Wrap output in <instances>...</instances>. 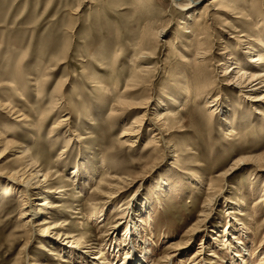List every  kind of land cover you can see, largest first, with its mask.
<instances>
[{"label": "rangeland", "instance_id": "374dc122", "mask_svg": "<svg viewBox=\"0 0 264 264\" xmlns=\"http://www.w3.org/2000/svg\"><path fill=\"white\" fill-rule=\"evenodd\" d=\"M209 1L199 0L195 14L183 20L186 12L172 6V0H0V138L13 144L0 159V190L8 182L5 168L14 165L21 148H28L54 178L69 180L63 194L52 191L46 201L61 206L62 218L74 234L66 246L60 244L63 238L31 239L19 218L17 194L0 191V264H89L79 254L92 243L93 256L100 254V259L106 256V261L119 263L123 247L119 246L116 256L102 241L121 238L127 224L122 219L130 214L142 224L140 239L148 244L144 254L149 249L147 256L154 264H166L169 244L182 241L187 242L171 255V264L224 261L226 249L213 240L222 239L226 229L240 223L248 229L242 240L253 254L252 262L263 256L264 225L258 226L264 222V206L259 203L264 170L253 180V173H248L254 170L252 163L228 169L235 160L264 154V116L241 103L238 90L223 83V66L218 65L230 54L256 66L246 58L252 55L244 53L245 42L237 43L240 34L230 29L248 34L262 30L264 36V26L260 27L264 0H237L244 1L247 12L232 4L227 9L229 18L216 15L207 20L208 27L199 29L200 37L194 38L186 28L205 14ZM208 10L211 15L213 11ZM181 21L188 22L185 30ZM199 43L210 51L205 78L196 75L190 64L187 74H182L184 58L192 63ZM142 67L150 72L137 89L128 85L131 92L126 101L149 98L147 118L162 103L163 112L173 114L169 119L182 124L164 134L174 153L157 143L162 150H156L154 163L147 169L148 155L154 150L146 148L153 141V127H141L137 140L128 137L136 140L132 148L118 145L121 131L143 116L145 109L113 115L118 89H124ZM202 83L212 91L209 98L215 97L223 110H229L224 117L232 123L230 127L216 112L209 121L213 109L206 110L204 105L210 100L195 98L194 87ZM59 98L66 102L62 110L51 103ZM64 118L67 121L62 122ZM82 160L90 176L81 170L74 181L72 170ZM124 174L131 181H125L104 204L92 205V194L103 178L100 186ZM153 180L157 187L151 186ZM239 198L243 205L237 210L233 204ZM142 199L149 205L143 215L137 204ZM16 238L20 242L12 241ZM25 238L31 242L28 260L19 253ZM81 238L84 241L76 246ZM69 249L75 251L70 257ZM61 258L68 263H61Z\"/></svg>", "mask_w": 264, "mask_h": 264}, {"label": "bare ground", "instance_id": "6f19581e", "mask_svg": "<svg viewBox=\"0 0 264 264\" xmlns=\"http://www.w3.org/2000/svg\"><path fill=\"white\" fill-rule=\"evenodd\" d=\"M197 2H199V0H172V4H173L172 6L177 7L181 12L183 11V13L186 12L184 13L186 15H183L182 17H183V20H187L188 16L192 17L195 14L194 7L196 6ZM239 3L240 1H237V0H229L228 2L227 0H211L209 1L208 4H206L207 9L205 10V14H202L201 16H199L196 19V21L194 20L193 26H191L190 28H186L188 27V24H187L188 22L186 23L185 21H181L180 24L183 25L182 27L183 29L184 28L190 29V33H192V36L194 38H199L200 36H198L199 35L198 30L208 27L207 20H210L213 17H216V15L219 17H225V18L230 17V15L227 12V9L231 7L232 4L235 6L234 7L235 9L237 8L240 11L247 12L248 7L245 4H243L244 1L243 3H240V4ZM209 7H210V11L211 12L213 11L211 15L210 13H208ZM263 26H264V21L260 25V27H263ZM230 31H232L233 33L236 32L240 34L239 38L237 39V43H239V45L241 46L242 42H245L246 51L244 53H246V55L247 54L252 55L249 57H247L246 55L245 56L246 58H249L251 63H253L256 66H252L251 64L246 63L244 62V60L241 59L243 61L242 62L239 58H235L231 56L230 54H228L229 57L225 59L223 58L221 60L223 63H219L218 65L220 67L223 66L222 71H221L222 81L223 83H225L226 86L230 87L231 90H234V89L238 90V96H240L241 98V103H244V105L248 109L252 108L255 111L256 115L264 116V110H258L255 107L256 105L257 107L258 106L264 107V68H263L264 67V36H263V33L261 32L262 30L258 32H252L250 34H248V32L243 33V31H237L235 28L230 29ZM158 33L159 35H162L163 31H160ZM185 34L187 33L185 32ZM199 40L201 41L202 39H199ZM242 40H245V41H242ZM202 46H203V43H199L198 46L196 45L195 48H196V51L199 52V54L196 55V58L192 63H189L190 60H188V58H184V61H183L184 69L182 71V74H187V70H189L188 64H190V66L192 65V70L196 75L200 76L201 78H205L207 76V73H206L207 68L204 66V63L209 62V60H207V57L210 51L206 52V49L204 50L201 48ZM224 53H227V52H224ZM143 55L144 53L142 52L139 55L140 56L139 58L143 59ZM149 70L150 68H146V67L140 68V70H138L134 74L133 77H130V80L127 82V86H125V88L122 90L118 89L117 84H112V86H114L115 89H118L115 110H113L114 113L111 111L114 115V118L117 115H123L126 111L130 109H136V108L145 109L143 116L139 118L135 117L133 119V122L128 127H125L121 131L119 135L120 141L118 145H123L127 148H132L134 144L136 143V140L138 139V135L140 134V129H142L141 127L143 128L153 127L155 129V131L151 135L152 137L151 139L153 141L150 143V145H147L146 147L148 149L154 147V150L152 151V153L148 155L149 164L146 165L145 169H147L148 167H150L152 163H154L156 153L162 150L158 148L157 143H161L164 149L165 150L167 149L168 152L172 149L174 153L175 149H174L173 144L170 141L165 142L166 140L164 139V134L165 136H167L168 133L175 130V128L176 129L182 128V124L178 123L176 118L173 117V119L172 118L169 119L173 115L171 114V111L169 112V110H165L167 112H163L164 110L162 109L164 107L162 106V103H160L155 109H153L152 111L153 113H151L153 117L147 118L146 116L148 114L150 115V107L148 106L149 98L142 99L139 103H132L130 101H126L127 94L131 92V89L128 88V85L131 88L137 89L139 87L138 85L142 84L144 81L143 76H145V74L150 72ZM203 83L196 85L194 87L195 89L194 92H195V98L201 99L205 97V99L208 98L210 100V102H206L207 104L204 105L205 107L204 109L206 110L213 109L212 111L209 112V121L210 122L212 121V117L215 114L214 112H216V114L221 116L223 123H225L227 127L228 126L230 127L232 123L230 124L227 121L228 119L224 117L226 114H228L229 110L228 109L227 111L223 110L221 107L222 105H219L215 97H213L212 99L209 98L212 91L209 90V87L203 85ZM102 90H106V88L103 87ZM244 91L245 92L247 91V93H244ZM170 101L176 102L177 99L171 98ZM51 103L53 104V106H55V108L57 107L58 110H62V105L65 104L66 102L64 98L63 99L59 98L57 100H53ZM64 121H67V119L64 118L62 122ZM128 137H133L134 139L136 138V140L134 141ZM154 139H158V142L154 141ZM12 146H13L12 143L10 142L8 143L5 140H1L0 138V147L2 148V150L0 151V159L1 157H3L5 152H7V150H10V148H12ZM180 150L183 151L184 148H180ZM14 159H15L14 165L10 167L8 166L7 168H5L6 173H7L6 178L8 182L4 190L2 189L0 191L1 192L3 191V193L5 194H9L10 192L11 193L15 192L17 194L19 198L18 202H19V207H20L19 208V212H20L19 218L23 219L22 226L23 228H25L26 230L30 232L31 239L33 238V240H39V238H42L43 235H46L47 238L51 240L63 238L62 243L60 244L66 246L67 244H69L67 240L74 239V234H72L71 233L72 231L69 230L70 227L68 225V222H66L62 218L63 216L61 212L59 211L61 206L59 204H55L54 202H50L46 200L52 196L49 194V193L52 194V191L56 195L63 194L66 191V188L70 186L69 180H67L66 182V180L64 181V179L62 178H54L55 174H53L50 168L42 167L41 163L36 159V157H33L32 155H30V150L28 148L26 149V147L21 148L19 154H17V156ZM248 163L249 164L252 163V165H254L253 172H248V173H253L252 179L255 180L256 178L260 176L259 173L264 170V154L249 156L243 159L235 160L231 164L228 170H233L235 168H238L241 165H245ZM86 167L87 166L85 165L84 160L76 164L75 168L72 170V175H73L72 178L74 181L77 179L76 177L81 170H84L85 171L84 174H86L87 176H90V173L87 172L88 170H86ZM225 175L226 174H224L223 177ZM130 177L131 176L128 174H124V176H118V175L113 176V177H110L108 181H105V183L102 186H100L101 183L104 181V178H103L100 181L99 185L96 187L95 192L92 194V198L90 200L92 202V205L95 206V205H101V203L104 204L107 201V199H109L114 194L115 191L118 192L117 190L120 189V187L123 184H125V181H131L132 177L131 178ZM213 184L214 182H212L211 185H209L210 189H212ZM158 185L159 183L157 181L153 180L151 182V186L153 187H157ZM261 188H262V194L260 196L259 203H262L264 206V182ZM159 192L155 194L156 195L162 194ZM42 198H45V200L43 201L40 200ZM137 204L140 207V211H139L140 214L143 215V212L144 213L149 212V205L146 199H142L141 204L139 203ZM241 205H243V201L240 198L237 199L235 204H233V206L237 210L241 209ZM71 213L75 214L73 211ZM231 214L234 215L235 212ZM137 219L138 218L133 220L132 214H130L126 219L123 218L122 221L124 220V223H127V224L125 225L124 234L121 236V238L120 236L118 238V235H117V238L114 236V239L110 242H107L106 240L102 241V244L105 245V247L109 246L108 249L110 250L111 248L112 253L115 252L116 256L119 255L118 254L119 246L123 247L122 249L121 248L120 249L124 253V256L121 257V260H120L121 262L116 263V264H154L153 260L149 259V257L147 256V253H149V249H146V253L144 254V250L148 244L146 243V241H143L140 239V230H143V229H142V224L140 222L138 223ZM34 223L35 225L33 226ZM263 225H264V222L261 223L260 226H258V229L262 228ZM244 230L247 231L248 229L246 225H244L243 223H240L237 225L233 224L230 230L226 229L224 231V235L222 239L219 238V239L213 240V241L218 242V246H221V248L226 249V254L228 255L225 258L226 260L224 261L221 260L217 264H264V253L262 254L263 256L259 258V260H254L252 262L251 256H253V254L248 253L249 249L248 247H246V244L242 240L247 236ZM18 231L16 233H18ZM190 231L191 229L186 231L187 233H185L184 235H187ZM195 232L196 231L194 230L193 233ZM26 234H29V233L26 232ZM101 237L102 236L98 237V239H101ZM49 239H47L46 242L49 244H53V241ZM118 239H121L122 243L118 244L117 242ZM12 241L20 242V239L18 240L16 238V239H13ZM82 241H84L83 238L78 240V242L76 243L77 244L76 246H79L78 243H81ZM186 242L183 243L182 241L176 244L171 242V244H169V246L167 247L170 249L169 253H167V256H169V258L165 259L166 264H171L170 260H172V257H173L171 255L175 251H178V249L183 247ZM262 242H264V234L262 236L261 243ZM30 243H31L30 239L25 238V240L23 241L22 248L20 250L21 252H19L21 254H24L25 260L26 259L28 260V256H29L28 247L30 246ZM92 245L94 244L92 243L91 245H85L84 249H88V250L87 252L86 251L81 252L79 254V259L83 258L84 261L88 262L89 264H96V263L97 264H115L114 263L115 260L106 261L107 259L106 256L103 259H100L101 257L99 256L100 254L97 256L95 254L93 256L92 254L94 253H92V250H93ZM73 252L75 251L69 249V251L67 252L68 256L69 257L72 256ZM88 253L89 255H86ZM50 255H55V254H50ZM29 259L31 260L32 258H29ZM99 261H101V263ZM61 263H68V262L65 259L61 258ZM17 264H19V262ZM32 264H37V262H33Z\"/></svg>", "mask_w": 264, "mask_h": 264}]
</instances>
